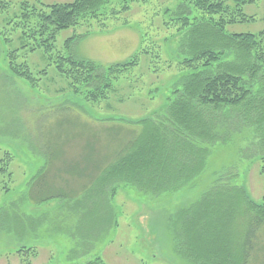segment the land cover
<instances>
[{
	"label": "rangeland",
	"instance_id": "rangeland-1",
	"mask_svg": "<svg viewBox=\"0 0 264 264\" xmlns=\"http://www.w3.org/2000/svg\"><path fill=\"white\" fill-rule=\"evenodd\" d=\"M6 1L9 6L0 13V30L9 40L5 43L0 32V264H84L94 260L105 264H195L186 255L182 225L188 211L201 205L203 197L215 223L220 222L219 214L225 222L226 214L238 210V220L230 217L229 224H245L244 203L233 206L227 199L236 197L241 187L251 203L262 204L264 154L253 145L259 134L254 127L210 146L203 170L180 188L155 194L123 183L107 188L98 184L89 188V200L96 202L89 203V210L82 204L84 193L74 191V197L62 198L57 180L37 176L46 165L39 148L43 125L54 130L57 120L58 132L50 134L61 136L64 130L62 142H67L63 149L68 157H75L86 151L82 125L89 118L112 115L129 122L162 113L166 98L186 72L180 49L188 28L180 29L174 14L187 1L108 0L99 11L101 17L78 14L74 25L48 41V48L34 47V40L41 42L48 36L38 35V21L33 18L25 26L19 22L21 3L38 8L40 3L73 0ZM227 4L232 5L229 0ZM123 6L127 9L120 12ZM111 10L118 13L112 16ZM190 10V22L199 20L202 14L192 6ZM242 12L251 20L226 25L227 32L262 33L257 38L264 44V0L244 4ZM21 31L28 38H20ZM12 50H16L15 63L28 66L31 79L9 69L7 52ZM133 55L138 56L137 65L114 82L117 94L110 91L108 99L98 103L89 101V83L73 87L61 72L68 65L63 58L106 66L128 61ZM50 165V173L57 170L53 166L61 167L53 161ZM66 180L68 189L85 182ZM258 235L264 243V227Z\"/></svg>",
	"mask_w": 264,
	"mask_h": 264
},
{
	"label": "trees",
	"instance_id": "trees-1",
	"mask_svg": "<svg viewBox=\"0 0 264 264\" xmlns=\"http://www.w3.org/2000/svg\"><path fill=\"white\" fill-rule=\"evenodd\" d=\"M183 1L187 2H182L174 15L181 22L180 29L188 28L180 49L185 57L182 64L186 72L176 86H171L172 94L166 98L167 104L160 115L129 122L112 115L89 118V123L82 125L85 129L83 136H79L86 151L82 150L75 157H68L63 149L67 142H62L64 130H61V136L50 134L54 130L58 132L57 120L54 130L44 125L40 129L39 148L45 155L46 165L37 176L43 174L45 180H57L60 197H74V191L86 194L90 187L98 184L107 188L123 183L155 194L180 188L203 170L210 146L228 141L232 133L243 128L254 127L259 132L253 145L264 154V44L257 38L262 33H230L226 30V25L251 20L242 12V6L253 0H229L232 5L227 4L228 0ZM107 2L73 0L50 5L40 3L38 8L28 7L23 2L20 7L23 12L18 20L23 26L29 19L38 21L36 32L48 37L36 43L33 36V45L48 48V41L58 31L74 25L78 14L101 17L99 11ZM8 6L9 2L0 0V13ZM191 6L202 14L194 22L187 17ZM126 9L127 6H123L119 11ZM117 13L109 12L112 16ZM13 27L14 30L19 28L16 24ZM0 32L4 42L8 43L5 33ZM26 37L28 33L21 31L20 38ZM227 52L230 55L223 56ZM135 55L128 61L106 66L85 59L63 58L68 65L61 72L73 87L89 83L92 88L89 101L98 103L107 100L110 91L117 94L114 82L137 65L138 56ZM7 57L13 74L31 79L28 66L15 63L16 50L8 51ZM71 138L70 135L69 140ZM52 161L61 167L53 166L57 170L50 173ZM67 178L85 182L79 183L77 189H68L65 187ZM238 189L236 197L227 201L233 206L244 203L246 209L243 212L247 217L243 225L239 221L236 226L229 224L230 217L238 220V210L226 214L228 219L225 222L219 214L220 222L215 223L204 197L201 205L188 211L182 225L183 242L186 255L195 264H249L250 261L264 264V257L261 258L264 243L258 239V232L264 227V195L262 204L255 205L247 199L241 187ZM89 203L96 202L93 199ZM84 264L105 263L94 260Z\"/></svg>",
	"mask_w": 264,
	"mask_h": 264
},
{
	"label": "crops",
	"instance_id": "crops-1",
	"mask_svg": "<svg viewBox=\"0 0 264 264\" xmlns=\"http://www.w3.org/2000/svg\"><path fill=\"white\" fill-rule=\"evenodd\" d=\"M52 173L54 174L55 172H52ZM83 198H85L84 199L85 201H83L82 204L88 205L87 208H89V192H88V194L87 193L85 194V197H82V200H83ZM74 202H76V201H74ZM58 203H60V205L62 204V202H58Z\"/></svg>",
	"mask_w": 264,
	"mask_h": 264
}]
</instances>
